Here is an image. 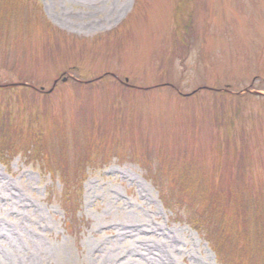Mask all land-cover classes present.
Returning <instances> with one entry per match:
<instances>
[{"label":"rangeland","instance_id":"374dc122","mask_svg":"<svg viewBox=\"0 0 264 264\" xmlns=\"http://www.w3.org/2000/svg\"><path fill=\"white\" fill-rule=\"evenodd\" d=\"M7 2L0 264H264V0Z\"/></svg>","mask_w":264,"mask_h":264},{"label":"trees","instance_id":"16d2710c","mask_svg":"<svg viewBox=\"0 0 264 264\" xmlns=\"http://www.w3.org/2000/svg\"><path fill=\"white\" fill-rule=\"evenodd\" d=\"M8 1H10V2H7V3H10V4H14V3H16L15 1H18V0H8ZM182 2H183V0H182ZM17 5H19V4H17ZM6 24V23H5ZM48 27H50V26H48ZM225 93V95H229V93L228 92H224ZM197 94H199V93H197ZM197 94H195V95H197ZM46 143L47 142H41V141H39V142H34V140H33V142H31V150L32 151H30V152H32L34 155L36 154L37 156H39V157H44V150L45 151H49V150H47V148H46ZM44 144V145H43ZM34 149V150H33ZM47 158V157H46ZM63 166L64 167H66L67 168V166H68V164H63ZM195 167V166H194ZM65 170V169H64ZM70 176V177H69ZM73 176H81V177H83V174H81V171H78V173L77 174H75V175H73ZM180 176H182V175H180ZM180 176L178 175V176H175L173 179H174V181H175V185H182V186H178V188H180V189H185V187H186V191L187 192H196V190H198L199 188H198V184H197V182L195 181L196 179H194L192 176H194L195 177V175L194 174H190V175H187V176H184L183 178H184V183H181V182H183V181H180L179 179H180ZM68 179H71V175L69 174V173H67L66 172V170L64 171V180L63 181H66V184H67V189L65 190L66 192H65V196L63 195L62 196V206H63V208H64V210H65V212H66V216H67V218H70V217H73L74 216V214H75V212H74V206H73V204L71 203V192H73V189H72V184H71V182L68 180ZM242 186H244V188H242ZM73 188H76V189H78V190H80V188H81V186L80 185H78V187H73ZM177 188V189H178ZM200 188H201V186H200ZM189 190V191H188ZM69 193H68V192ZM229 196H230V198H228V201L230 202V199H231V201H232V206L234 207V208H241L244 204L242 203V202H244L245 204H250V202L253 200V198L255 197L254 195H253V193H251L250 191H248L247 190V188H246V183H245V181H243V179H242V181H240L239 180V182H238V185L237 186H235L233 189H232V193H230L229 192ZM241 194H244V196L239 200V199H237V197H238V195L240 196ZM202 196V199L204 200V203L206 204V205H208L207 206V208H206V211H207V213H208V215H210V210L212 209L211 207H213V206H216L217 204H218V202H220V200L221 199H219V197L218 198H216V199H214L215 201H213V200H210V197H207V196H203V195H201ZM226 198V197H225ZM219 199V200H218ZM226 207L227 206H223L222 207V210H220V213H222L223 212V214H222V216H220V218H221V222L223 223L224 221H225V218H226V214H227V211H226ZM226 211V212H225ZM207 213L205 212L204 214H206L207 215ZM226 213V214H225ZM257 238L258 237H256L255 238V240H254V242L256 241L257 242ZM258 249H259V251H260V248H259V246H256L255 247V249H253V250H250V252L249 251H246V252H243V253H241V255L242 254H245L244 255V257H248L246 260H249L250 261V259H252V258H255V257H257L256 255H255V253L256 252H258ZM259 258V257H258Z\"/></svg>","mask_w":264,"mask_h":264}]
</instances>
